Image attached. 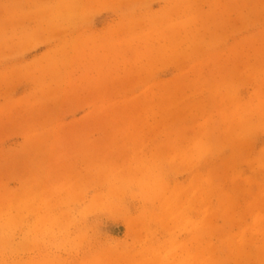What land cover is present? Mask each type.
<instances>
[{"label": "rangeland", "instance_id": "374dc122", "mask_svg": "<svg viewBox=\"0 0 264 264\" xmlns=\"http://www.w3.org/2000/svg\"><path fill=\"white\" fill-rule=\"evenodd\" d=\"M0 264H264V0H0Z\"/></svg>", "mask_w": 264, "mask_h": 264}]
</instances>
